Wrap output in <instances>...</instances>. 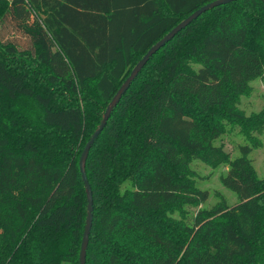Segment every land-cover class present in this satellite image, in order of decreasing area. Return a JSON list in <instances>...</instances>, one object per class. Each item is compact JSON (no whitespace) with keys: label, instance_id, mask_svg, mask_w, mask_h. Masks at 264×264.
<instances>
[{"label":"trees","instance_id":"1","mask_svg":"<svg viewBox=\"0 0 264 264\" xmlns=\"http://www.w3.org/2000/svg\"><path fill=\"white\" fill-rule=\"evenodd\" d=\"M210 1L0 0V264H78L86 141L145 52ZM263 68L264 0L206 10L148 59L88 152L85 264H264V176L246 144L221 177L238 200L174 220L208 198L189 166L200 118Z\"/></svg>","mask_w":264,"mask_h":264},{"label":"rangeland","instance_id":"2","mask_svg":"<svg viewBox=\"0 0 264 264\" xmlns=\"http://www.w3.org/2000/svg\"><path fill=\"white\" fill-rule=\"evenodd\" d=\"M231 91L220 114L204 112L200 118L198 137L203 140L205 149L189 162L193 171L191 177L199 188L208 190V198L203 203L175 209V221L190 224L201 208L209 209L222 200L232 205L238 200L236 194L222 184L221 177L239 156L241 145L249 146L248 157L257 177L264 176V68L257 78L245 84L242 92L233 94ZM228 106L233 116H227L225 108ZM213 124L214 131L211 130Z\"/></svg>","mask_w":264,"mask_h":264},{"label":"water","instance_id":"3","mask_svg":"<svg viewBox=\"0 0 264 264\" xmlns=\"http://www.w3.org/2000/svg\"><path fill=\"white\" fill-rule=\"evenodd\" d=\"M232 0H212L195 11H193L191 14H189L187 17L182 19L176 26H174L169 32H167L162 38H160L157 42H155L146 52L145 54L140 58V60L134 65V67L131 69L128 76L125 78L123 83L120 85V87L117 89L109 103L107 104L104 112L102 113L101 119L95 130L92 132L89 139L86 141L80 157H79V170L81 174L82 181L84 183L85 188V194H86V218H85V225L83 229L81 244H80V250H79V256H78V264H85L86 260V250L89 240V233L92 226V217H93V197H92V190L89 184V181L86 176L85 171V163L88 156V152L90 147L92 146L95 139L98 137L102 129L104 128L107 119L109 118L113 108L116 106L122 95L125 93L127 88L129 87L132 80L138 75L142 67L145 65V63L148 61V59L159 49L161 48L166 42H168L170 39L174 37V35L182 30L185 26H187L190 22H192L194 19H196L201 13L205 12L208 9H211L215 6H218L220 4H224L227 2H230Z\"/></svg>","mask_w":264,"mask_h":264}]
</instances>
